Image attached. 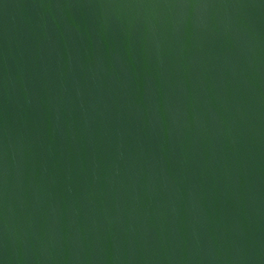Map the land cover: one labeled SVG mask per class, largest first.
Returning <instances> with one entry per match:
<instances>
[{
	"label": "water",
	"instance_id": "95a60500",
	"mask_svg": "<svg viewBox=\"0 0 264 264\" xmlns=\"http://www.w3.org/2000/svg\"><path fill=\"white\" fill-rule=\"evenodd\" d=\"M0 264H264V0H0Z\"/></svg>",
	"mask_w": 264,
	"mask_h": 264
}]
</instances>
